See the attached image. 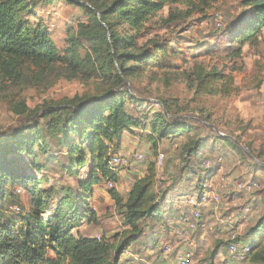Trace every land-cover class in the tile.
<instances>
[{
  "label": "rangeland",
  "instance_id": "obj_1",
  "mask_svg": "<svg viewBox=\"0 0 264 264\" xmlns=\"http://www.w3.org/2000/svg\"><path fill=\"white\" fill-rule=\"evenodd\" d=\"M111 2L27 0L31 10L27 16L33 23L48 27L62 56L74 49L81 59L86 58L95 68L105 66L108 76L79 72L62 62L43 67L24 63L23 72L0 80V131L32 123V118L27 120V113L20 115L14 110L21 102L35 112L76 95L101 93L114 84L115 63L103 45L87 40L85 31L96 26L87 8L80 5L93 3L104 8ZM244 10L242 0H215L206 12L173 4L147 20L136 41L142 50L152 54L154 67L148 71L137 68V72L130 73L127 79L132 94L140 99L139 105L128 102L127 109L146 126L125 132L123 147L117 150L125 154L142 152L147 159L120 168V179L114 188L126 197L131 180L144 175L148 167L154 165L158 154L164 153V163L156 169L158 192H164L159 208L161 213L142 222V235L138 242H132L135 234L129 233L122 210L112 199V188L108 182H103L94 188L88 205L80 200L74 202L79 212L92 211L96 216L94 221L77 219L79 224L71 231L75 237L96 236L109 243L117 238L116 243L125 241L128 246L120 263L153 264L150 251L172 239V230L179 217L192 210L185 200L193 196L195 206L202 212V222L185 244L194 252L191 264H264V233L257 231V225L264 217V30L261 42L256 46L245 45L240 56L236 55L238 42L222 35L228 30L227 22ZM216 13L222 16L224 25L219 30ZM117 29L134 33L124 23H120ZM212 33L216 37H212ZM200 70L221 72L230 81H220L210 89L211 92L201 90L196 77ZM161 101L170 107L172 114L194 118L190 123L193 130L181 137L160 138L149 122L155 117L162 118L159 115L165 111ZM19 105L17 110H20ZM42 115L40 112L39 117ZM45 123V120H40L44 129L40 143L46 139L48 148L43 153L39 152L34 162L33 158L28 161V173L39 180L33 188L43 191L49 205L42 217L50 219L58 211L61 201L66 197L72 200L81 193L80 181L87 179L89 166L72 171V162L68 160L69 157L71 160V155L63 134L47 132ZM192 138L194 143L198 141L199 151L198 155L189 158L184 152L187 150L185 144ZM68 142H73L71 137ZM50 156L58 162L50 163ZM206 157L213 160L211 173L223 167V172L236 179L260 182L261 188L254 193L235 196L241 205L249 203L253 207L254 212L247 219L239 218L241 207L232 211L216 210L211 198L204 199L207 195L204 197L201 192L197 176L198 166ZM188 158V171L186 169L184 173ZM33 163L37 164L35 168H32ZM14 191L19 198L8 201L4 209L8 214L28 212L31 194L19 184L15 185ZM230 200L229 195H223V205ZM69 211L68 215L74 216V212ZM228 217L234 219V223H226ZM234 227L238 228L242 241L257 239L253 252L245 258L227 251L228 231ZM49 253L54 255L51 251ZM133 253L140 258H132ZM65 263L70 264V261Z\"/></svg>",
  "mask_w": 264,
  "mask_h": 264
},
{
  "label": "trees",
  "instance_id": "obj_2",
  "mask_svg": "<svg viewBox=\"0 0 264 264\" xmlns=\"http://www.w3.org/2000/svg\"><path fill=\"white\" fill-rule=\"evenodd\" d=\"M214 1L112 0L104 8L93 3L80 4L90 12L96 26L95 29L86 30L84 35L92 44L103 45L115 63V81L101 93L76 95L71 99L66 98L44 106L35 112L24 102L18 104L20 110H17L18 105H13L20 115L27 113V120L32 118V123L0 131V264H66L68 260L70 264H120V258L128 247L125 241L116 243L118 239L115 238L114 242L109 243L96 236L75 237L72 234V229L79 224L77 219L96 220L94 212H79L73 204L80 200L88 205V199L93 195L96 186L103 182H119L121 167L111 166L112 156L125 154L117 152L123 147L125 132L146 126L144 121L127 109L128 102L139 105L140 100L127 86V79L130 73L137 72V68L148 71L154 67L152 54L142 50L136 41V36L142 33L147 20L167 5H184L206 12L212 8ZM242 5L245 10L235 19L228 21V30L222 33L229 40L238 42L237 56L241 55L245 45H258L264 30V0H242ZM29 13L31 10L27 0H0V80L23 72V64L26 62L36 67L62 62L79 72L108 76L105 66L95 68L86 58L81 59L74 49L62 56L51 38L48 27L42 23H33L27 16ZM120 23H124L134 33L119 31L117 26ZM223 26H217L218 30ZM212 37H216L215 33H212ZM196 77L199 79L198 87L204 91L209 90L208 92L220 81H230L228 77L216 71L208 73L200 70ZM160 103L165 111L159 115L162 118L155 117L149 122L151 129L160 138L181 137L193 130L190 123L194 118L176 116L164 101ZM40 112H43L42 117H39ZM41 119L46 121L47 132L63 134L71 155V160L70 157L68 160L72 162V171L89 166L87 179L80 181L81 193L72 200L66 197L61 201L58 211L50 219L42 217L49 205L43 191L33 188L39 180L35 175L28 173V161L33 158L34 162L38 153H43L49 144L46 139L44 143H40L44 130L40 125ZM70 137L73 142H68ZM194 140L189 139L185 144L187 150L184 152L189 158L198 155V141L194 143ZM189 158L187 165L183 167L184 173L189 167ZM49 161L58 162L51 156ZM36 166L37 164H32V168ZM157 167L155 161L144 175L132 179L126 197L114 187L110 189L112 199L122 210L125 226H128L129 233L135 234L132 242H138L140 239L143 232L142 222L161 213L159 208L164 200V192L159 193L157 189ZM198 168L197 180L200 182V190L206 194L207 189L202 184L213 173L211 169L203 173L201 164ZM16 184L31 194V209L21 214H8L4 209L5 204L19 198L14 191ZM69 210L74 212V216L68 215L71 212ZM257 231L264 233V217L260 219ZM256 240V237H253L243 241L251 246L248 255L253 252ZM132 242L129 241L130 244ZM49 251L54 255H50ZM115 251L117 252L114 257Z\"/></svg>",
  "mask_w": 264,
  "mask_h": 264
},
{
  "label": "built area",
  "instance_id": "obj_3",
  "mask_svg": "<svg viewBox=\"0 0 264 264\" xmlns=\"http://www.w3.org/2000/svg\"><path fill=\"white\" fill-rule=\"evenodd\" d=\"M216 25L222 27V16L216 13L215 16ZM147 159L146 155L142 152H135L131 154H114L111 160V166L114 168H127L133 164L141 163ZM165 154L159 153L156 159L157 166H161L164 163ZM221 162V159L219 160ZM213 164L211 158H204L201 162V168L203 173L210 170ZM110 188L114 187L112 181L108 182ZM203 187L207 189L204 199H210L215 209L221 211H232L241 207V214L239 218L241 220L247 219L253 213V207L249 203L241 205L239 198L236 195L245 194L249 195L261 188V185L256 180H239L231 175L223 172V167H220L215 173H213L208 180L203 184ZM211 189L209 190V188ZM227 194L231 197V200L223 205V195ZM185 204L192 206V210L188 213H183L178 220L177 226L173 228L172 239L168 240L159 246V257L155 264H191L194 259V252L191 248L185 244L191 239V235L198 230L200 223L202 222V212L197 208L195 198L189 196L185 200ZM223 205V206H222ZM222 206V207H221ZM226 223H234V219L228 217L225 219ZM227 251L231 255H238L246 257L250 252L251 246L248 243H244L240 239V232L238 228H232L228 231ZM124 254V253H123ZM120 264H127L125 261H121Z\"/></svg>",
  "mask_w": 264,
  "mask_h": 264
},
{
  "label": "crops",
  "instance_id": "obj_4",
  "mask_svg": "<svg viewBox=\"0 0 264 264\" xmlns=\"http://www.w3.org/2000/svg\"><path fill=\"white\" fill-rule=\"evenodd\" d=\"M261 40H262V38H261ZM128 154H131V153H128ZM141 176H142V175H141ZM131 184H132V181L130 182V186H129L128 191L130 190ZM157 247H158V246H156L155 248H153V249L150 251V253H149V254H151V256H152L153 264L156 263V261L158 260L159 254H160V253H159V247H158V248H157ZM131 256H132V258H134L135 260H137V259L140 258L139 255L136 254V253H133Z\"/></svg>",
  "mask_w": 264,
  "mask_h": 264
}]
</instances>
